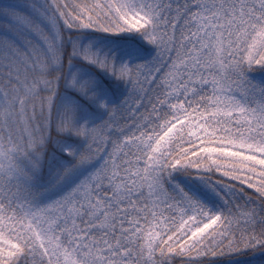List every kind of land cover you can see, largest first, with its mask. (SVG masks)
Listing matches in <instances>:
<instances>
[{
    "label": "snow or ice",
    "instance_id": "1",
    "mask_svg": "<svg viewBox=\"0 0 264 264\" xmlns=\"http://www.w3.org/2000/svg\"><path fill=\"white\" fill-rule=\"evenodd\" d=\"M255 253L264 0H0V264Z\"/></svg>",
    "mask_w": 264,
    "mask_h": 264
},
{
    "label": "trees",
    "instance_id": "2",
    "mask_svg": "<svg viewBox=\"0 0 264 264\" xmlns=\"http://www.w3.org/2000/svg\"><path fill=\"white\" fill-rule=\"evenodd\" d=\"M262 260H264V256L260 253H255L252 255H240L233 257L228 264H261Z\"/></svg>",
    "mask_w": 264,
    "mask_h": 264
}]
</instances>
